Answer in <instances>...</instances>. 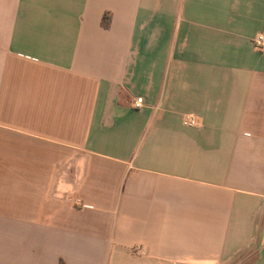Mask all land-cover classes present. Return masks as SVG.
Masks as SVG:
<instances>
[{"label": "crops", "instance_id": "1", "mask_svg": "<svg viewBox=\"0 0 264 264\" xmlns=\"http://www.w3.org/2000/svg\"><path fill=\"white\" fill-rule=\"evenodd\" d=\"M261 33L264 0H0V264H264Z\"/></svg>", "mask_w": 264, "mask_h": 264}, {"label": "built area", "instance_id": "2", "mask_svg": "<svg viewBox=\"0 0 264 264\" xmlns=\"http://www.w3.org/2000/svg\"><path fill=\"white\" fill-rule=\"evenodd\" d=\"M252 43H253V47L255 48V50H257L258 52H262V51H264V34L261 33V34L256 35V36L253 38ZM142 101H143V99H142L141 97L136 98V99L134 100V103H133L134 108H135V109H139V108H141V106H142ZM182 122H183V124H184L185 126H189V127H192V126H195V125H196V121H195V119H194L193 117H191V116H188V115L184 116ZM133 252H134V253H137V254L143 253V248L140 247V246H135V247L133 248Z\"/></svg>", "mask_w": 264, "mask_h": 264}, {"label": "trees", "instance_id": "3", "mask_svg": "<svg viewBox=\"0 0 264 264\" xmlns=\"http://www.w3.org/2000/svg\"><path fill=\"white\" fill-rule=\"evenodd\" d=\"M108 21H109L108 16H105V17H104V26H105V27H107V25H108Z\"/></svg>", "mask_w": 264, "mask_h": 264}]
</instances>
